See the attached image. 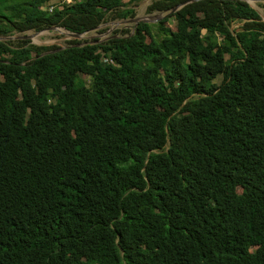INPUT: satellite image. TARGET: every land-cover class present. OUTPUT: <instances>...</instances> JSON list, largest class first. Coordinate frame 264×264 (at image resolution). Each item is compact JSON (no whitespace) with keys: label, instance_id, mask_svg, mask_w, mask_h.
Here are the masks:
<instances>
[{"label":"trees","instance_id":"1","mask_svg":"<svg viewBox=\"0 0 264 264\" xmlns=\"http://www.w3.org/2000/svg\"><path fill=\"white\" fill-rule=\"evenodd\" d=\"M137 1L0 0V36ZM182 1L0 40V264H264V20Z\"/></svg>","mask_w":264,"mask_h":264},{"label":"rangeland","instance_id":"2","mask_svg":"<svg viewBox=\"0 0 264 264\" xmlns=\"http://www.w3.org/2000/svg\"><path fill=\"white\" fill-rule=\"evenodd\" d=\"M57 0H54L56 2ZM64 1H73V0H64ZM151 0H138L135 2V5L133 6L134 15L135 17H142L146 18L149 21H154L155 19L160 18L163 16V13H159L157 11L147 12L146 6L150 3ZM248 4L256 10V12L259 14L260 18L264 20V0H247ZM129 18V17H126ZM121 19H111L109 16L105 18V20L98 25L97 28L88 30L77 39L80 40H91L93 38L101 39L103 40L105 37H107L112 30L114 29H121V28H128L131 29L133 22H127V23H114L115 21H119ZM167 24H171V21L168 20ZM239 22L234 21L231 23L230 27L235 28ZM111 28L110 30H108ZM203 31V30H202ZM41 33L35 34L34 30H26L21 33L14 32L12 35L14 36H22V35H30L29 39L30 43L35 45H57L62 46L65 44V41L70 39L71 37L60 33L56 29H48V30H42L39 31ZM11 41H15V39H18L16 37L10 38ZM8 40V39H7ZM219 80V76L215 78V81L217 82Z\"/></svg>","mask_w":264,"mask_h":264},{"label":"water","instance_id":"3","mask_svg":"<svg viewBox=\"0 0 264 264\" xmlns=\"http://www.w3.org/2000/svg\"><path fill=\"white\" fill-rule=\"evenodd\" d=\"M190 1H194V0H184V1H182V2H180V3H178V4H176L175 6H173L171 9H170V11H174V10H176V9H178L180 6H182L183 4H185V3H187V2H190ZM243 1H245V2H247V0H243ZM248 3V2H247ZM165 13H163V15H164ZM157 19H158V17H157ZM156 20V19H155ZM261 20H263L262 18H261ZM138 21H144V22H151L152 20H148V19H146V18H142V17H135V16H133V17H129V18H124V19H121V20H119V21H115L114 23H127V22H133V25L132 26H134ZM98 27V25L97 26H95V28H97ZM94 28V29H95ZM48 29H56V30H63V34H65V35H67V36H69V37H71V38H78V37H80L81 35H82V33H75V32H70V31H68V30H66V29H64V28H61V27H56V26H53V25H51V26H47V27H45L44 28V30H48ZM111 28H109L108 30H110ZM43 30V29H42ZM42 30H37V31H34V33L36 34L37 32H39V31H42ZM84 33V32H83ZM113 36V35H112ZM14 37H16V38H24V39H26V38H30V35H22V36H14V35H8V36H0V40H6V39H10V38H14ZM106 38V37H105ZM101 39H97L96 41H100Z\"/></svg>","mask_w":264,"mask_h":264},{"label":"bare ground","instance_id":"4","mask_svg":"<svg viewBox=\"0 0 264 264\" xmlns=\"http://www.w3.org/2000/svg\"><path fill=\"white\" fill-rule=\"evenodd\" d=\"M57 31H59L60 33H62V32H63V30H61V29H60V30H57ZM37 33H39V32H37Z\"/></svg>","mask_w":264,"mask_h":264}]
</instances>
